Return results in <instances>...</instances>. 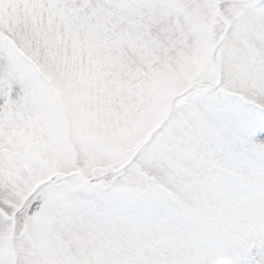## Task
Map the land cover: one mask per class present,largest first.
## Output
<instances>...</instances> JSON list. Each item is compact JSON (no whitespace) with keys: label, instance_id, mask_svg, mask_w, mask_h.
<instances>
[{"label":"snow or ice","instance_id":"1","mask_svg":"<svg viewBox=\"0 0 264 264\" xmlns=\"http://www.w3.org/2000/svg\"><path fill=\"white\" fill-rule=\"evenodd\" d=\"M0 264H264V0H0Z\"/></svg>","mask_w":264,"mask_h":264}]
</instances>
